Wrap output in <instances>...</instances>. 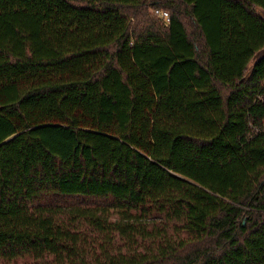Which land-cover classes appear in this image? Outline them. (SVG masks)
I'll return each mask as SVG.
<instances>
[{"label":"trees","instance_id":"trees-1","mask_svg":"<svg viewBox=\"0 0 264 264\" xmlns=\"http://www.w3.org/2000/svg\"><path fill=\"white\" fill-rule=\"evenodd\" d=\"M259 8L0 0V261L264 264Z\"/></svg>","mask_w":264,"mask_h":264},{"label":"water","instance_id":"water-1","mask_svg":"<svg viewBox=\"0 0 264 264\" xmlns=\"http://www.w3.org/2000/svg\"><path fill=\"white\" fill-rule=\"evenodd\" d=\"M258 13L264 19V8H259ZM262 60H264V47L258 50L253 56V63L250 67L249 72H252Z\"/></svg>","mask_w":264,"mask_h":264},{"label":"built area","instance_id":"built-area-1","mask_svg":"<svg viewBox=\"0 0 264 264\" xmlns=\"http://www.w3.org/2000/svg\"><path fill=\"white\" fill-rule=\"evenodd\" d=\"M154 15L158 19H160L165 26H169L170 25V21L171 20H170V14H169L168 11L157 9V10H155Z\"/></svg>","mask_w":264,"mask_h":264},{"label":"rangeland","instance_id":"rangeland-1","mask_svg":"<svg viewBox=\"0 0 264 264\" xmlns=\"http://www.w3.org/2000/svg\"><path fill=\"white\" fill-rule=\"evenodd\" d=\"M157 20L159 21V23H161L162 25H164L163 22L160 19L157 18ZM27 261H31V260H28V259H19V260L15 261V262H11L10 264H25ZM0 264H8V263L5 262V261H0Z\"/></svg>","mask_w":264,"mask_h":264}]
</instances>
